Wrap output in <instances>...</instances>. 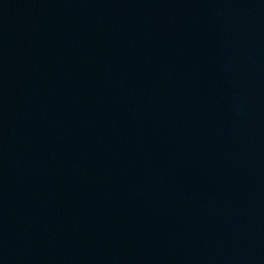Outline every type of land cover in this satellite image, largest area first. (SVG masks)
<instances>
[{
  "label": "water",
  "instance_id": "1",
  "mask_svg": "<svg viewBox=\"0 0 264 264\" xmlns=\"http://www.w3.org/2000/svg\"><path fill=\"white\" fill-rule=\"evenodd\" d=\"M0 264H264V0H0Z\"/></svg>",
  "mask_w": 264,
  "mask_h": 264
}]
</instances>
